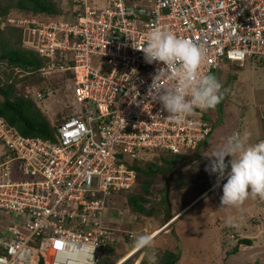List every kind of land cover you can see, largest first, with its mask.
Here are the masks:
<instances>
[{
  "label": "built area",
  "instance_id": "2783aa9c",
  "mask_svg": "<svg viewBox=\"0 0 264 264\" xmlns=\"http://www.w3.org/2000/svg\"><path fill=\"white\" fill-rule=\"evenodd\" d=\"M67 1L59 17L10 18L46 59L43 71H72L83 109L53 140L24 135L0 116V212L12 217L0 227V264H102L115 239L104 224L107 205L120 208L115 193L136 185L140 151L182 153L209 138L203 111L177 123L150 98L161 66L140 49L150 30L200 45V75L225 59L264 61V0Z\"/></svg>",
  "mask_w": 264,
  "mask_h": 264
},
{
  "label": "rangeland",
  "instance_id": "374dc122",
  "mask_svg": "<svg viewBox=\"0 0 264 264\" xmlns=\"http://www.w3.org/2000/svg\"><path fill=\"white\" fill-rule=\"evenodd\" d=\"M61 1L71 7L69 1ZM15 2L16 0H0V8L6 7L15 11L12 12L13 18H15L16 10L13 9V5L9 7ZM137 3H140V1ZM105 6H108V3L102 1L100 7ZM31 39L32 42H35L34 37H31ZM25 44L31 47L30 43L25 42ZM5 70L8 71L9 68L1 63L0 85L2 86L5 85L4 81L7 80ZM23 73L24 71H21L20 75L15 74V76L17 75L18 78ZM209 74L214 76L221 84L220 93L224 97H221L216 104L220 103L218 106L219 111L210 114L208 120L211 123L215 122V128H218L224 124V121L234 119L235 126L228 125L226 129L224 128L223 134L227 137L235 134L242 137L246 136V145L254 144L258 140L261 141V139L264 140V116L262 114L264 109V61L250 58L245 65L240 66L235 61L225 59L219 67L214 68ZM43 78L30 84L20 80L18 87L23 86L25 90L22 87L23 93L20 94L19 92L17 96L26 99L28 97L34 101L53 127L58 126L60 117L64 118L81 112L83 107L76 99L72 71H66L65 73L46 70L43 72ZM41 87L44 88L43 91ZM39 92L42 97L37 95V93L40 95ZM224 98L228 102L223 107ZM206 112L207 110H203V113ZM227 116L228 119H226ZM212 128L210 140L208 138L205 142H201L196 149L182 152L181 156L184 158L177 156L179 159H176L175 163H163V174L166 182L161 185L167 201L157 202V199L154 200L156 201V207H161L163 212H160L159 209H152L154 213L150 218L145 221H137L133 214L129 213V210L111 208L110 204L107 205L105 217L108 212H113L109 218L110 225H107V227L110 226L109 229L114 232L115 239L104 250L102 264H117L121 257L123 260L129 257L124 260L123 264H149L146 250H133L131 247L133 239L130 236L125 240L124 237L127 233L132 234L134 237L141 233L150 234L153 247L147 250V253L155 254V264H157L161 252L166 248L173 250L178 256L177 259L171 261L175 260V264H264V228H256L253 224L251 225L250 221L252 216L261 217L258 196L249 193L239 205L222 207L220 206V196L222 195V184L225 181L220 184L221 186L213 188L214 190H202L199 193L195 191L199 189L197 185L200 180L199 177L209 173L205 171L206 165L209 164L208 156L226 141L221 136L219 137V133L222 131L219 133L214 131L213 124ZM255 137L258 140L253 139ZM190 169L194 170L190 171ZM182 171H185L186 174L179 177ZM192 175L193 178H191ZM211 175L214 177L215 174ZM168 177L170 180L167 183ZM174 180L180 181L181 186L179 188L174 187ZM121 193L115 194L123 196ZM164 193L162 194L165 200ZM187 198L192 200L182 206L187 202ZM111 203L124 204L122 199ZM177 209L179 211L175 213ZM117 210L120 212H116ZM159 217H162V223L158 222ZM11 222V215L0 212V227H7ZM138 224L142 225L143 228H138ZM247 227H252V229L247 230ZM117 228L122 233L118 231L116 235L115 230ZM157 228L162 230L158 231ZM157 231L159 234L155 235ZM232 234L235 238L231 237ZM239 235L253 237L254 243L252 245L236 243ZM119 238L122 242L119 241ZM234 244L238 247V251H228ZM130 249L132 250L127 254ZM136 251L138 252L136 253ZM125 254L127 255L125 256ZM22 257L29 259L30 253L28 252Z\"/></svg>",
  "mask_w": 264,
  "mask_h": 264
},
{
  "label": "trees",
  "instance_id": "16d2710c",
  "mask_svg": "<svg viewBox=\"0 0 264 264\" xmlns=\"http://www.w3.org/2000/svg\"><path fill=\"white\" fill-rule=\"evenodd\" d=\"M12 5L13 9L16 10V14L14 15L15 18L18 16L31 17L36 15L42 17H59L62 16L66 3L61 0H16V2L9 7ZM8 10L9 9L6 7L0 8V64L2 63L9 68L8 71L5 70L7 80L4 82L6 86L0 85V116H3L10 125H13L24 135L41 136L53 140L55 139V130H57V127H53L50 124L48 118L43 114L34 101L27 97V95V99L22 96H17L19 92L20 94L23 93V86L18 87L20 80H24L30 84L31 82L36 83L40 78H43L44 71L42 70V67L45 66L46 59L39 55L34 48L26 46L25 37L23 36V27L10 21V18H13L12 12L15 11L12 9V11ZM21 71H24L23 75L17 78V75H20ZM15 74L17 75L15 76ZM17 80L18 82H16ZM41 90L43 91L44 88L41 87ZM14 95H16V98ZM221 97H224V95H221ZM219 104L214 106V109H207V112L203 113L200 117L208 119L210 114L219 111ZM225 105L224 98L223 107ZM263 113L264 109L262 110V114ZM67 117L68 116L64 118L60 117L58 125ZM214 123L212 124L215 128L216 124L214 125ZM253 139H257V137ZM3 151V148L0 146V154ZM177 156L184 158L180 154H171L160 150L144 148L140 151V158L135 161L134 165L137 171L136 185L132 189L121 193L124 198L123 203L125 208L129 210V213L133 214L137 221H145L147 218H150L153 215L152 213H154L152 209H159L160 212H163L161 207H156V201H154L155 199H157V202L167 201L166 194L162 191L161 185L165 182L163 163H175L179 159ZM230 159V156L225 157L226 162ZM193 170L194 169H190V171ZM180 174L179 177H182L186 172L182 171ZM191 178H193V175ZM199 178L200 180L197 182L199 189L195 190L196 193L209 189L216 182V176L214 175L213 177L209 173L206 175L203 174ZM180 186V181L174 180V187L179 188ZM156 189L158 190L156 191ZM162 193L165 194V200ZM158 197L160 198L158 199ZM191 200L192 199L187 198V202L182 204V206L188 204ZM258 204L261 217L259 218L256 216V218L252 216L250 217V221L251 225L253 224L256 228H264V215H261V206L264 204V199H261L259 196ZM178 211L179 209H177V213ZM158 222H163L162 217H159ZM251 229L252 227H247V230ZM231 237L235 238L234 235H231ZM124 238L125 240L128 239L129 233H127ZM236 243L252 245L254 243V238L249 235H239ZM228 251L236 252L238 251V247L234 244L233 247L228 249ZM177 258L178 256L173 250L166 248L159 255L157 264H170L173 259Z\"/></svg>",
  "mask_w": 264,
  "mask_h": 264
},
{
  "label": "clouds",
  "instance_id": "9594fccd",
  "mask_svg": "<svg viewBox=\"0 0 264 264\" xmlns=\"http://www.w3.org/2000/svg\"><path fill=\"white\" fill-rule=\"evenodd\" d=\"M140 49L146 63L161 65L152 79L149 96L162 105L168 118L181 123L185 115L196 109L213 108L220 101L222 94L218 80L212 75L198 74L197 69L205 54L200 45L171 31L155 28L146 34L145 44ZM164 77L167 83L158 86ZM245 141L246 136H230L208 156L205 171L216 176L210 189L225 181L220 196L222 207L239 205L249 193L264 199V140L247 145ZM226 156L231 157L227 162ZM131 247L145 249L149 264H155V254L147 253L153 247L150 234H137Z\"/></svg>",
  "mask_w": 264,
  "mask_h": 264
},
{
  "label": "crops",
  "instance_id": "0c3cea01",
  "mask_svg": "<svg viewBox=\"0 0 264 264\" xmlns=\"http://www.w3.org/2000/svg\"><path fill=\"white\" fill-rule=\"evenodd\" d=\"M236 64H238V65H240V66H243V65H241V64H239V63H237V62H236ZM244 65H245V63H244ZM227 102H228V101H225V104H226ZM226 119H228V116L226 117ZM233 121H234V119L232 120V118H231V120L228 119V120L224 121V124L221 125V126L218 127V128H215L214 131H217L218 133H219L220 131H222L221 133H219V137L221 136V138H224V139L226 140L228 137H227L225 134H223V130H224V128L226 129V127H227L228 125H230V126H231V125H232V126H235L234 123H233ZM214 131H213V133H214ZM213 133H212V134H213ZM210 138H211V136H210ZM210 138H209L208 140H210ZM218 140H219V139H218ZM214 150H216V149H214ZM111 208H112V207H111ZM116 208H117V209H121V208H123L124 210H128V209L125 208V205H124V204H121V205H120V208H118V207H116ZM116 212H120V211L117 210ZM112 213H113V212H112ZM112 213H111V212H110V213L108 212V213H107V216H106V217L104 216V224H105V225H110V224H109V222H110V219H109V218L111 217ZM175 213H177V212H175ZM118 214H119V213H118ZM138 225H139L138 228H140V229L143 228L142 225H140V224H138ZM132 230H133V229H132ZM155 230H156V229H155ZM157 230L159 231V230H162V229L157 228ZM118 231H120V233H122V231H121L120 229L117 228V230H115V234H116ZM158 231L155 233V235H157V233L159 234ZM129 232H131V231H129ZM116 235H117V234H116ZM155 235H154V236H155ZM154 236H153V237H154ZM114 237H115V235H114ZM119 239H120V238H119ZM119 239H118V240H119ZM132 239H133V238H132ZM120 240H121V239H120ZM120 240H119V241H120ZM123 243H124V242H123ZM133 250H135V249L133 248ZM136 250H137V249H136ZM121 261H123V258H122V259H119L118 262H117V264L120 263Z\"/></svg>",
  "mask_w": 264,
  "mask_h": 264
},
{
  "label": "bare ground",
  "instance_id": "6f19581e",
  "mask_svg": "<svg viewBox=\"0 0 264 264\" xmlns=\"http://www.w3.org/2000/svg\"><path fill=\"white\" fill-rule=\"evenodd\" d=\"M165 182H166V180H165ZM169 181H168V178H167V183H168ZM212 187V186H211ZM210 187V188H211ZM209 188V189H210ZM132 189V188H131ZM127 190H129V189H127ZM127 190H123V191H127ZM214 190V189H213ZM123 191H120V192H123ZM123 197V196H122ZM124 198H122V201H124L123 200ZM127 209V208H126ZM129 236L131 237V238H134V236L132 235V234H129ZM132 249H130L128 252H127V254L131 251ZM140 250V249H139ZM138 250V251H139ZM138 251H136V253L138 252ZM127 254H125V256L127 255ZM132 257V256H131ZM127 258H129V257H126L124 260H126ZM120 259H122V257L120 258ZM124 260L121 262V263H118V264H123V262H124Z\"/></svg>",
  "mask_w": 264,
  "mask_h": 264
},
{
  "label": "water",
  "instance_id": "95a60500",
  "mask_svg": "<svg viewBox=\"0 0 264 264\" xmlns=\"http://www.w3.org/2000/svg\"><path fill=\"white\" fill-rule=\"evenodd\" d=\"M169 180H170V179H169ZM169 180H168V181H169ZM175 263H176V261L174 260V261H173V262H171L170 264H175Z\"/></svg>",
  "mask_w": 264,
  "mask_h": 264
}]
</instances>
